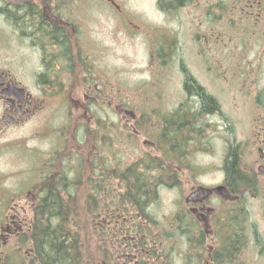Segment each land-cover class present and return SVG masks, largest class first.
<instances>
[{
    "label": "flooded vegetation",
    "instance_id": "flooded-vegetation-1",
    "mask_svg": "<svg viewBox=\"0 0 264 264\" xmlns=\"http://www.w3.org/2000/svg\"><path fill=\"white\" fill-rule=\"evenodd\" d=\"M62 1L48 0L47 8L43 0H0V152L11 131L37 119L50 108V99L64 93L59 102H70L79 129L73 132L79 142L76 156L83 161L81 168L86 158L91 174L87 180H62L60 174L77 171L70 169L68 161L55 172L54 160L64 148L63 138L62 148L36 163L34 179L21 190L6 186V175L0 173V264H8L10 248L23 259L9 258L14 264H264V87L256 85L257 66L251 70L254 80L246 69L247 78L237 83L243 87L235 93L236 101L243 100L244 93L251 94L247 92L250 87L256 90L254 115L242 118L240 110L239 122L227 117L236 110L222 107L216 94L208 92L185 66L181 71L184 100L173 112L162 103L164 88L156 85L160 69L153 70L155 81L149 90L140 95L134 90L136 100L120 102L112 95V79L102 77L96 64L109 52L99 38L92 37L94 28L88 27L93 23L89 21L92 11L66 8ZM191 1L174 5L176 0H165L160 9L175 18ZM107 2L110 8L100 13L108 14L114 34L118 25L131 35L144 30L133 22L121 0ZM211 2L208 17L217 15L214 8H222L228 22L238 18L240 29L242 24H254L250 37L244 34L239 38L242 52L254 44L257 57L260 51L264 54V0ZM226 20L231 31L232 24ZM7 28L24 52L16 60L6 55ZM210 30L214 29L207 27L208 43L214 39ZM167 33L171 38H165L171 42L162 39L161 33L150 52L152 59L158 57L163 63L177 47V36ZM193 40L197 58V30ZM25 51L32 54L34 63ZM188 77L203 94L189 90ZM209 97L215 108L207 111L204 102ZM98 105L116 115H93ZM90 135L93 141L87 138ZM216 145L222 148L223 164L218 173L223 180L209 185L193 177L194 182L188 181L190 189L182 193L167 218L162 212L161 190L178 189V176L185 169L192 176L205 178L204 170L192 158L200 149L212 154ZM121 148L132 158L125 167H120L118 160ZM233 154L238 171L235 178L228 167ZM135 172L141 175L140 180L131 176ZM124 175L131 179H119ZM58 202L72 208L71 215L54 212ZM78 204L82 205L79 213ZM61 218L71 222L73 229L57 232L77 234L79 240L70 239L61 246L63 255H47L37 243L43 231L41 222L53 225Z\"/></svg>",
    "mask_w": 264,
    "mask_h": 264
},
{
    "label": "rangeland",
    "instance_id": "rangeland-1",
    "mask_svg": "<svg viewBox=\"0 0 264 264\" xmlns=\"http://www.w3.org/2000/svg\"><path fill=\"white\" fill-rule=\"evenodd\" d=\"M209 1L216 3L220 0H192L188 2L187 9L174 18L168 13L169 11L164 12L165 10L160 9L165 7V0H121V5L133 22L144 29L140 33L132 35L125 27H120L121 25H118V31L113 33L114 25L108 20V14L100 13V10L110 8L107 0H63L62 4L66 8H85L92 11L89 21L93 23L92 25L88 24V27L94 28L92 37L99 38L109 52L96 64L102 77L112 79L115 85V91L112 93L114 98H118L120 102L136 100V94L145 93L152 87V83L155 81L152 78L153 70L160 69L162 75L156 85L164 88L162 103L168 108L169 113L173 112L177 104L184 100L181 71L185 66L189 70V74H192L208 92L212 93L213 91L216 94L212 93L222 107L229 111L236 110L232 116L227 115V117L239 122L240 110L242 118L248 119L252 113L254 115L253 103L256 90L253 91L250 87L247 92L249 91L251 94L244 93L243 100L236 101L234 95L238 89L243 87V85H237L238 80L247 78L246 69L249 70L251 79L254 80L251 70L257 66L258 81L256 85L260 88L264 87V54L260 51L257 57L254 44H248L245 53L242 52L239 38L244 34L246 37H250L255 27L254 24H242V29H240L238 18L232 17L228 22V18H225L224 14L225 10L223 11L222 8H214L217 15L208 17ZM161 2H164L162 4L164 7H161ZM218 16L220 18H217ZM224 19H227L228 24H232L231 31ZM207 27L214 29L210 30V35L214 39H209V43L206 41ZM195 30L198 31L197 45L200 47V54L197 55V58L194 54L196 52V44L193 40ZM238 30L242 31V34H238ZM168 31L177 36V47L175 48L176 53L170 54L166 63H163L158 57L152 59L150 52L153 46L158 45L156 37H159L161 33H164L162 39L171 42L170 39L165 38V35L169 34ZM6 32L7 58L16 60L24 52L18 47L14 32L9 28L6 29ZM158 41L160 42L159 39ZM209 45L212 47V51L209 50ZM25 54L34 63L32 54L29 51H25ZM15 60L11 63H14ZM134 90H137L136 94L133 93ZM63 96L64 93H57L54 100L50 99V108L37 119L7 135L4 140L6 147L0 152V173L6 175V186H18L17 190H21L26 182L33 180L36 163H41L47 154L52 152L55 154L62 148L60 138L66 140L64 148L56 154L55 172L60 171L65 161H68L70 169L77 168L79 161L76 155L79 154V142L75 140L76 134L73 135L77 124L70 102L65 103V99L64 105L59 102ZM116 113L117 116H121L117 111ZM93 115L114 116L116 114H111L107 107L103 108L98 105L97 110L94 109ZM121 126L120 124V132H123ZM65 133L67 137L64 135ZM87 138L93 141L91 135ZM200 150L199 153L194 152L192 161L204 170L205 178L192 176L193 173L189 169H185L181 172V176H178L181 184L178 189L161 190L162 212L167 218H171L176 201L180 196H183L182 193L186 194L190 189L192 184H188L189 180L194 182V178H198L209 185L218 184L223 180L222 175L218 173L219 167L223 164L220 145H216L212 154L207 153L204 149ZM36 151H38L37 154H35ZM119 152H121L118 159L121 161L120 167H125L132 161V158H130L127 149L121 148ZM87 163L85 158L84 164L86 165L80 170L76 169L79 171L76 181H80L82 178L87 180L91 174L90 165ZM198 175L201 174L198 173ZM172 178L175 180V176ZM180 189L181 192H179ZM27 245H31L30 238L27 240ZM15 246H13L14 250H16ZM10 252L14 255V261L22 259L21 254L15 253L12 248H10Z\"/></svg>",
    "mask_w": 264,
    "mask_h": 264
},
{
    "label": "trees",
    "instance_id": "trees-1",
    "mask_svg": "<svg viewBox=\"0 0 264 264\" xmlns=\"http://www.w3.org/2000/svg\"><path fill=\"white\" fill-rule=\"evenodd\" d=\"M185 1L186 0H176L174 5H178V4H182V3L184 4ZM186 86L189 88V90L194 89L195 91H198L199 94L204 93L201 87H196L195 80L192 77H188V79L186 81ZM208 99L209 100L206 99V102H204V107L207 111H210V110L215 108V103L212 100V98L209 97ZM234 156H235L234 154L231 155L230 161L228 162V167L231 170L230 174L233 176V178H235L236 175L238 174V171L236 169V159ZM82 164H83V161L81 160L78 163L77 170H80V168H81L80 166ZM78 172L79 171H73V172L67 173L66 175H63V174H60V175H62V180H72L73 181V180H76L77 177H79ZM131 176L136 180L141 179V175L138 172H135ZM56 179H58V178H56ZM119 179L129 180V179H131V177H130V175L129 176L124 175L123 177H120ZM55 205L56 206H54V212H56V213L64 212L66 214L71 215L70 213L73 212L72 208L69 209V206L67 204L61 206L60 202H58V203H55ZM76 206H77V212L79 213V206L82 207V205L78 204ZM80 212H81V210H80ZM41 223L43 224V227H42L43 231L38 235L37 243L40 246V251H43L47 255H49L51 253L52 254H57L58 252L61 253L60 247L65 246L66 242L70 241V239L79 240V236L77 234H75V235H62V234H59L57 232L60 230H66V231L71 232V229H73V226H70L71 222L67 221L64 218L53 221V225H52V222H41ZM40 229H41V227H40ZM61 254L63 255V253H61ZM13 256L14 255L12 253H10V257L6 254V259H8V264L13 263L12 260H9V258L12 259Z\"/></svg>",
    "mask_w": 264,
    "mask_h": 264
},
{
    "label": "water",
    "instance_id": "water-1",
    "mask_svg": "<svg viewBox=\"0 0 264 264\" xmlns=\"http://www.w3.org/2000/svg\"><path fill=\"white\" fill-rule=\"evenodd\" d=\"M47 1H48V0H44V4H45L46 6H47ZM215 191H216V190H215Z\"/></svg>",
    "mask_w": 264,
    "mask_h": 264
}]
</instances>
